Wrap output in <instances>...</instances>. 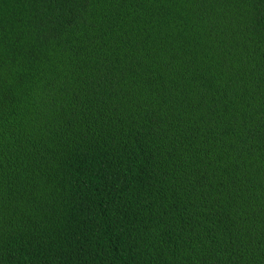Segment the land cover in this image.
I'll return each mask as SVG.
<instances>
[{
    "label": "trees",
    "instance_id": "trees-1",
    "mask_svg": "<svg viewBox=\"0 0 264 264\" xmlns=\"http://www.w3.org/2000/svg\"><path fill=\"white\" fill-rule=\"evenodd\" d=\"M107 262L264 264V0H0V264Z\"/></svg>",
    "mask_w": 264,
    "mask_h": 264
},
{
    "label": "bare ground",
    "instance_id": "bare-ground-1",
    "mask_svg": "<svg viewBox=\"0 0 264 264\" xmlns=\"http://www.w3.org/2000/svg\"><path fill=\"white\" fill-rule=\"evenodd\" d=\"M107 241V240H106ZM107 258H109V257H107ZM106 264H108V262L106 263ZM111 264V263H110ZM119 264V263H118Z\"/></svg>",
    "mask_w": 264,
    "mask_h": 264
}]
</instances>
